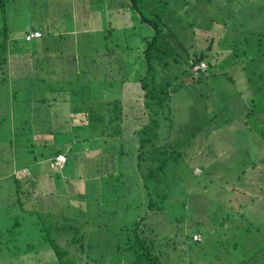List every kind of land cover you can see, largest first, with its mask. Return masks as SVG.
Segmentation results:
<instances>
[{
	"label": "trees",
	"instance_id": "trees-1",
	"mask_svg": "<svg viewBox=\"0 0 264 264\" xmlns=\"http://www.w3.org/2000/svg\"><path fill=\"white\" fill-rule=\"evenodd\" d=\"M34 1L28 0V4L33 6ZM15 2L19 4L20 0H0V127L4 124L9 126L5 139L12 149L15 147V143L20 146L18 149H23V154L33 162H36L33 159L37 156L55 155L53 162H48V167L52 169L55 157L62 154L59 152L64 151L66 147L54 149L53 145L49 144V147L44 151L38 148L39 154L27 147L33 145L45 147L48 144L47 133H50L51 138L55 141L58 138H66V136L72 140L75 135L77 142H90L91 149L84 153H74L73 148L70 153L66 154L67 157L65 156V165L67 162L71 163V159H73L72 163H80L87 167L86 170L96 171V179L95 181L90 180L89 187L78 175V181H76V186H73L71 194L82 196V199L70 201L67 194L69 204L65 209L56 207L54 210H46L49 215H54L61 220L53 227V238L49 235L46 237L49 241L45 239L44 242L47 247L44 251L48 249L54 251V257L49 259V263L75 264L76 260L69 255L70 250L60 247L58 238L64 235L66 239L68 236L65 231H69L72 235L69 239H73L74 243L78 242L75 240L84 239L87 233L84 224L94 221L95 218L91 215V210L95 208V212L98 213L102 208V200L108 206V209L105 210L120 209L122 204L126 205L123 208L127 210L133 208L130 206L132 202L129 203L123 197V192L131 194V191H140L142 188L145 189L147 196L145 213L138 220H133L131 227H127L126 223L117 224L118 230L124 234L123 244L125 245L122 250L123 254L127 252L131 255V264H138L142 257L146 260V264L159 262L153 251H159V248L162 250V244L159 241L162 239L161 232L156 230L157 227L150 219L164 211L163 202L168 203L171 199L173 200L174 196L183 193L184 188L188 187V180H190L187 179L188 177L193 176L195 182L198 177V174H192L195 168L201 169L202 174H210L223 166V160L216 157L214 153L219 146L214 143L211 145V140L213 139L214 142L217 135L212 133L213 127H221L219 129L225 133L230 131L234 133L233 137L226 139L228 145L225 148L231 150L229 154L233 155L236 146L240 148L235 157L226 162L234 164L232 160H237L235 164H238L239 168L231 165L221 172L233 169L231 180L222 181V183L230 182L233 189L226 192L232 194L235 189L238 193L235 200L239 199L241 202L237 203L238 209L234 216L235 214L232 215L226 210V205L228 202L230 207H234L235 202H232V197L228 198L229 195L225 194L228 200L223 204H218L222 208L219 207L216 212H210L208 206L211 201H208L206 214L208 218L212 217L216 221L213 229L218 227L225 229L221 233L229 231L227 237L233 235L229 230L233 229L234 237L244 233L243 237L247 238L248 231H250L249 223L254 224L255 221L244 217L240 212L241 207L254 203L262 196L260 209L264 210V105L260 107L258 105V96L262 95L261 100L264 99V74H260V70L254 69L250 64L244 66V57L249 54L247 61L252 60L253 55H257L256 59L264 55V30H249L245 26L247 19L252 18L253 15L234 6L232 13L235 14L238 9L241 13L240 20L232 19L226 9L224 18L214 20L210 17L206 22L201 21L200 16L202 15L196 11L197 7H189L191 6L189 0H119L120 5H117L115 10L121 7L129 9L131 11V26H126L124 28L126 33L123 32L121 41L112 42V45L109 39L112 38L113 32L121 27L120 23L114 27L109 24V33L103 32L99 36L100 42L102 43L101 38H103L102 44L107 48L105 50L106 57L109 58L108 53L116 52L119 72L123 77L119 81L120 93L113 94L116 92L111 86L106 87V80L101 79V84L97 81L93 82L96 78L95 65L84 66V58L90 59L93 64L96 61L94 53L100 55L98 54L100 47L104 49L103 46L92 41L93 38L97 39L98 37L93 36L92 32H84L76 34L68 40L72 42L73 39L80 37L83 43L82 49H86L84 52L81 51L80 45L74 49L67 44L63 45L64 43L59 47L45 45L43 49L51 54L50 56L45 52H38L34 49L36 47L34 39L25 40V34L20 38L10 36L7 17L9 8ZM42 3H46V0H42ZM226 4H228L227 1L218 3L219 6L227 7ZM254 6L259 7L261 4ZM229 20H233L231 25L227 23ZM32 21L35 22L34 19ZM195 21L198 22L195 23ZM175 22L178 23L177 26L173 25ZM39 24H41L40 20L37 26ZM29 26L30 30L35 29L31 23ZM143 27L147 29V32H144ZM81 30L84 29L77 27L75 31L83 32ZM45 32L42 34L41 30L38 38H44L50 33L49 29H46ZM217 32L219 34L216 36ZM21 41L32 45H27L29 48L28 60H22L26 50L18 48ZM107 44L111 45V48ZM134 48H138L137 52L142 56L145 69L140 70L136 66L135 60L133 64L135 70H138V74L133 81L129 69L125 70L123 66L132 65L128 53L132 54V51L136 53ZM121 56L123 59H118ZM18 58H21L20 63ZM200 63H204L205 67L199 68L195 73L193 65ZM99 64L102 65L101 60H99ZM50 66L51 70L47 71V67ZM81 73H84L88 81H82ZM103 77L107 79V76ZM131 81L134 85V92H127L130 87L126 88V86ZM65 83L67 85H63ZM108 84H112V82ZM235 87L236 89H234ZM243 92L250 95L243 97ZM190 94L199 97V101L196 103L194 99V103L200 104L204 112H207L209 105L218 107L220 102L224 103L221 110L213 113L204 124L205 134H208L211 140L198 136V127L195 126L196 129L189 132L188 128L180 122V114L183 115L182 112L185 113L188 110L184 109L179 101L187 98ZM176 100L177 102H175ZM238 102L241 103L240 113L232 114L234 103ZM68 105L71 110L68 109ZM237 107L240 108L239 105ZM218 119L221 121L219 122ZM48 122L49 125L65 126V130L52 131L48 128ZM232 128L237 132L230 130ZM96 131H98L97 138L103 140L104 143L99 150L92 149L93 141L88 136ZM82 136L83 138H80ZM18 138H22L21 143L24 145L18 142ZM202 139L206 140L205 145L200 144ZM133 147H136L135 154L130 152ZM210 152H213L215 157L209 163L208 168L200 163L188 172L187 167L183 169L184 165L179 164V159L181 160L183 157L197 161L198 158L210 156ZM123 157L127 158L122 160ZM128 158L129 161L126 160ZM130 161L134 163L131 171L127 166ZM16 164L21 167L25 165L28 172H34L32 170L34 163L28 165L21 157ZM47 169L43 167L38 174L46 171L52 174L51 170ZM54 169L59 170L55 166ZM9 174L18 183H16V189L20 197L18 196L16 202L20 204L21 211L28 208L24 207L29 202L28 200L36 202V209L43 211L46 208V194L45 191L37 192V194L31 192V189L34 191L36 189L34 179H28V174H25L23 175L26 177L24 180L21 178L16 180V174L12 172ZM182 178L186 179L183 181ZM172 179L183 182L180 186L174 185ZM14 181L12 182L14 183ZM248 182L250 183L248 184ZM20 184L26 189L21 190ZM248 187L250 192L246 191ZM0 189H3L1 185ZM196 189L195 186L190 190V194L186 196L188 197L187 201H191L192 194H199ZM7 191L12 192L13 195L15 187H11ZM2 194L4 195V192ZM51 194L56 196L53 192ZM104 195H106V199ZM244 199L245 202H243ZM90 200L94 203L90 204ZM187 201H183L181 206ZM57 203L53 201L54 205ZM112 204L115 205L112 206ZM109 205L113 210L109 208ZM134 205L138 210L139 204ZM78 210H81L79 215ZM166 212L168 213V210ZM9 213L10 209L4 211L5 215H9ZM172 216L173 220L168 223L170 236L173 239L179 238L177 243L186 246L185 243H188V239L192 240V234L185 233L186 229L184 230V226L180 224L183 223L181 215L176 217L172 213ZM69 221L77 223L71 226L68 224ZM80 221L83 222L81 226H79ZM198 221L199 224L203 223L200 219ZM225 221L230 222L229 226L217 225L218 222L222 224ZM18 224L15 223L13 227L0 232V236L6 234L11 236L10 243L5 246H15L12 249L7 247L8 258L4 259V262L1 260L0 264H14L15 257L22 253L35 254L36 250L31 248L33 245L27 244L31 240L29 232L24 233L21 230V234L25 236L23 247H16L19 245V243H15L16 240L21 238L18 233L12 232ZM199 224L196 225L199 226ZM44 229L45 226L43 229L41 227L39 231ZM256 230L257 233H261L259 228ZM75 233H79V235L74 236ZM194 233L201 235L199 231ZM167 240L170 241V238ZM143 243L151 246V249L147 247L149 250L144 251L141 246ZM87 244L88 248L92 246L89 237ZM174 245L175 243H173ZM5 246L0 247V251L4 250ZM262 249L264 250V248ZM19 250H22L21 253L16 252ZM260 254L264 257V253ZM253 257L251 256L250 260ZM32 262L34 261L32 260ZM20 264L33 263L25 259Z\"/></svg>",
	"mask_w": 264,
	"mask_h": 264
},
{
	"label": "rangeland",
	"instance_id": "rangeland-1",
	"mask_svg": "<svg viewBox=\"0 0 264 264\" xmlns=\"http://www.w3.org/2000/svg\"><path fill=\"white\" fill-rule=\"evenodd\" d=\"M42 0H35L33 6L28 4V0H20L19 4H15L9 8V16L7 17V25L10 30V36L11 37H24V34L27 33V31L30 30V23L37 27L42 34L45 32L46 29H49L50 33L49 35L44 36V38H36L35 40V46L34 49H36L38 52H45L50 56L51 54L44 51L43 47L45 45L51 46L52 45H68L72 46L74 49L77 45H80L81 51H85L82 49L83 43L80 39V37L73 39L72 42L68 41L72 38V36H76V34L84 33L85 30L92 32L91 34L95 37H98L97 39L93 38V42H97L98 45L103 46L104 49L100 47V50L98 51V54L95 52L94 57L96 61L92 64L90 62V59L84 58V62L86 67L94 66V73H95V81L93 82H100L101 79L106 80V87L113 89V94H119V81L123 79L121 77L122 75L119 72V69L116 65L118 64L116 60V52H111L109 54V58L105 56L107 53L105 50L107 49L102 43L103 38H101L102 43L100 42L99 36L103 33H109V24L111 26H115L116 24L120 23L121 27H119L118 30L113 32L112 38L109 39L110 44L120 42L122 39V34L126 33L124 28L126 26L130 25L132 23V20L130 21V15L131 11L129 9H125L123 7L117 8V5L119 6L120 3L119 0H46V3H42ZM189 0V7H197L196 11L201 13L202 16H200L201 21L208 22V19L211 17L212 19H220L224 18V12L227 9L228 13L232 19H238L240 20V12L236 11L235 14L232 13V10L234 6L238 8H242L250 13V15H253L254 18L247 19L245 26L251 30V29H259L264 30V22L260 21L259 18L264 15V13L260 12L258 7H255L254 5L263 4L264 0H206L203 2H199L198 0ZM218 1V2H217ZM221 1L225 2L227 1L228 4L227 7L224 5L219 6L218 3ZM195 2V3H194ZM198 6H197V5ZM64 5V6H63ZM180 5V4H179ZM261 7H264L262 5ZM77 9V10H76ZM115 10V11H114ZM202 10V11H200ZM112 11V12H111ZM190 12V11H188ZM194 12V13H197ZM37 13V14H36ZM193 13V14H194ZM32 19L35 20V22L32 21ZM38 19V20H37ZM41 21V24L38 25V21ZM130 21V23H129ZM233 20H229L227 23L229 25L232 24ZM198 21H195L197 23ZM78 24V26H77ZM174 26H177L178 23H174ZM50 26V27H48ZM118 26V25H116ZM48 27V28H47ZM77 27H80L83 32H77L75 31ZM90 28V29H88ZM99 28V29H97ZM108 28V29H104ZM188 28V27H187ZM29 29V30H28ZM45 29V30H44ZM97 29V30H96ZM144 32H147V29L143 27ZM13 33V34H12ZM46 34V32H45ZM55 34V35H53ZM219 33H216V36ZM139 38V35H138ZM19 44L18 48L24 51V55L22 57V60H28V50L27 48L28 44L23 43ZM108 45V44H107ZM111 45H108L111 48ZM140 45V43H138ZM32 46V45H29ZM141 48V47H140ZM136 53L132 51V54L130 52L128 53L129 60L131 61L132 65H128L127 67L123 66V69L127 70L129 69V73L131 74L133 81L134 78L137 77V72L134 68L133 62L136 60V66L140 70H144L145 66L142 63V56L140 53L138 54L137 49L134 48ZM138 54V57H137ZM105 56V57H104ZM131 56V58H130ZM250 56V54L246 57H244V66L247 64H250L251 67L254 69L260 70V74H264V59L262 57H258L256 59L257 55H253V59L247 61V58ZM111 58V59H110ZM118 59L122 60L123 57H118ZM141 59V60H140ZM21 58H18V62L20 63ZM99 60H101V64H99ZM249 62V63H248ZM52 66V63H51ZM47 67L51 70L52 67ZM124 73V71H122ZM98 74V75H97ZM244 75V74H243ZM103 76H107V79H104ZM81 79L82 81H88L84 75V73H81ZM121 77V78H120ZM63 82V81H62ZM109 82H112V84H108ZM67 85V83L63 84ZM133 82H129V84L126 86L130 87L127 92H134L133 90ZM236 89V87L234 88ZM243 97H247L250 94H246L243 92ZM258 95V93H257ZM259 107L264 105V99L261 100L262 95L258 96ZM199 101V97L197 95L190 94L187 98H184L183 100H180L179 103L182 104V107L188 111H185V113L182 112L183 115L178 114L180 117V122L184 124L189 130V132H193V130L198 127L199 132L198 136L210 138L208 134H205L206 127L204 124L209 120V117L213 115L215 112H219L221 108L223 107V102H220V105L218 107L216 106H208L207 112H204L202 106L200 104H195ZM261 100V102H260ZM177 102V100L175 101ZM237 105L240 106V108L237 107ZM68 109H70L68 105ZM71 110V109H70ZM241 110V103H234L233 110L231 111L232 114L240 113ZM67 113V111H66ZM10 121V120H9ZM220 122L221 119H218ZM52 126V125H51ZM50 126V127H51ZM196 126V127H195ZM65 128V126H63ZM67 128V127H66ZM221 128V127H219ZM219 128L213 127L212 133L217 134L213 139L211 140V145L213 143L215 145H218L219 148L215 149L214 153L216 154V157L221 158L223 160V166L218 169L216 172H212L210 174H202L201 169L195 168L193 171V175L198 174L196 177V180L194 182L193 176L188 177V187L184 188L183 193L180 195H176L173 197V200L169 201L168 203L163 202L164 211L160 212L158 215L151 217L150 220H153V223L155 225L156 230L161 232L160 237H162L160 241V244H162V250L159 248V251H153V254L156 255L157 260L159 262H156V264H264V257L261 256L260 253H264V210L260 209L261 206V200L262 196H260L254 203L244 205L241 207L240 212L243 213L244 217H249L251 220H254L255 223H249V235H247V238L243 237L242 234H239L238 236L234 237V230L229 229L231 231V234H233L231 237H227L230 233L229 231H224L221 233V231L225 230L223 228H214L215 227V219L212 217H207L206 209L208 201H211L208 208L210 212H216L219 209L218 204H223L228 200L229 197H232V202L234 203V207H230L229 203L227 202V208L226 210L229 211L230 214L236 216V209H238L237 203L241 202V200H235L237 198V191L234 189L232 194L226 191H231L233 189V185L228 183H222V181H230L231 177L233 176L232 168L229 169V171L221 172L222 170L228 168L231 165H234V167H238L237 160L234 161V164H227L226 162L231 161L232 157H235L237 152H239L240 148L239 146H236L234 149L233 155L229 154L231 150H228L225 148V146L228 145V141L226 140L227 137L231 138L234 136V133L232 131L225 133V131L220 130ZM11 129V128H10ZM9 126L3 125L0 127V185L1 188H5L6 184L8 182H12L14 178L10 177V172L17 174V176H22L27 174L28 169H25V167L19 169L17 167L13 168L14 165L17 163V159L14 158L13 153L16 151L17 154H21V158L26 161L28 165L33 164V161H30V158L27 157V155L23 154L22 149H18L20 146H18L15 143V147L13 149L11 148V145L9 142L6 141V133H8ZM230 130H233L230 129ZM234 132H237V130H233ZM97 132L90 133L88 136L92 139V149H101L103 147V140H99L97 138ZM213 137V134H212ZM80 138H83L80 137ZM90 138H88L90 140ZM222 140H221V139ZM50 133L46 134V140L51 141ZM60 138H58L59 140ZM56 140V141H58ZM220 140V141H219ZM18 142L22 145L24 143L22 142V138H18ZM59 142V141H58ZM207 142L206 140L202 139L200 141V144L205 145ZM198 144V145H200ZM86 149H91L90 142L85 143ZM254 146V145H253ZM49 147V143L45 147H38L36 145H33L32 147H27V149H31L34 151V153L38 152L37 149L40 148L41 150H46ZM35 148V149H34ZM25 149V148H24ZM226 149V150H225ZM130 152L132 154H135L136 147H133L130 149ZM213 152H210V156L206 158H198L196 159H187L182 158L179 159V164H183V169L187 167V171L190 172L191 169L198 164L205 165L207 168L209 166V163H211L212 159H214L215 155ZM212 154V155H211ZM31 156V154H30ZM127 157H123L125 159ZM68 163L63 167L55 172L52 171L49 166V163L38 166H33L32 170H38L41 171L43 167H45L47 170H51V173L53 176L56 177L55 182L52 184L46 185L45 180L48 179V172L41 176H34L32 173H28V179L32 180L34 179V183L36 186L35 191L31 189V192L36 193L41 191H46L47 187L48 190L55 188L57 194H54L56 196H53L52 194L45 193V200H46V208L42 211L39 209H36V202H29L24 205L28 208L25 211H21L20 204H17L18 200V190L15 187V191L13 192L15 196H13L11 193L7 190H1L0 193L4 192V195H0V232L5 230L6 228H11L15 225V223H19L17 226H15V230H13L12 233H18L20 235L21 239H17L15 243H19V245H16V247H23V239L24 235L21 234V230L25 232L30 233V239L27 244H32L33 246L31 248H34L35 254H26L22 253L20 255H17L15 257L16 262L14 264H20L22 261L28 260V262H31L33 264H51L49 263V259L54 257V251H50L49 249L47 251H44L47 247H45V239L48 240L46 237L53 238L52 231L53 227L60 223V219L56 218L54 215L51 216L47 213L46 210H54V208H62L65 209L68 201L67 197H69L70 201L72 199L78 200L82 199V196H77L71 194L73 192L72 188L75 185L76 181H78V175L83 179L82 181L88 184V187L91 183L90 180L96 179V171L93 170H86L87 167L80 163ZM129 161L130 159H126ZM109 161V159H108ZM181 162V163H180ZM38 164V163H37ZM133 164L128 162L127 166H129L128 169H133ZM30 169V168H29ZM63 170V171H62ZM237 170V169H236ZM30 171V170H29ZM64 172H68V179H62L61 176L64 175ZM183 172H185L183 170ZM234 172V171H233ZM65 176V175H64ZM210 176H213L212 179ZM16 177V176H15ZM184 177L185 174H184ZM249 178V175H247ZM26 177H21V180H24ZM99 178V177H98ZM186 178H182L184 181ZM216 179V180H214ZM85 180V181H84ZM174 181V185H181L182 182L179 180ZM93 181V182H94ZM222 183V184H221ZM250 182H248L249 184ZM14 184V183H12ZM18 184V183H17ZM29 184V183H28ZM197 187V192L199 194H192L191 201L188 200V194H190V190L193 187ZM249 186V185H248ZM21 190H25L26 187H22V184H20ZM246 191L250 192V188L248 187ZM252 192V191H251ZM131 194H128L126 192H123V197L128 200L129 203L132 202L130 206L133 208H128L127 210L122 211V217H121V210L117 208H113V210L110 205L109 208H111L113 211L105 210L108 209V206L105 205L104 201L102 200L101 206L99 212H95V208H93L92 216H94V221L92 223H86L84 224L86 228V236L82 240H75L78 241L74 243L73 239H69L71 237V232L65 231L66 235L68 236L65 239V236L62 235L58 238V242L61 244L60 247H66L70 250V257L75 259V264H131L132 257L127 252L123 254V248L125 244L124 242V234H121L122 232L118 230L117 224H120L121 222H125L127 227H131L133 224V220L136 221L140 216H142L147 208V196L145 193V189L142 188V190L137 191L133 190L130 192ZM202 193V194H201ZM68 194V195H67ZM229 195L228 198L226 195ZM12 195V196H11ZM67 195V197H66ZM106 195H104L105 197ZM20 197V196H19ZM8 199V201H7ZM15 199V200H14ZM106 199V197H105ZM186 199V200H185ZM14 200V201H13ZM53 201L58 202L56 205L53 204ZM135 201V202H133ZM183 201L185 202L182 206L181 203ZM225 201V202H224ZM23 202V200H22ZM160 202V201H159ZM245 202V199L243 200ZM90 204L94 203L90 200ZM104 203V204H103ZM139 204L138 210L137 207L134 204ZM231 203V201H230ZM17 204V205H16ZM103 204V205H102ZM236 204V205H235ZM16 205V206H15ZM115 205V204H114ZM112 204V206H114ZM126 205L122 204L120 207H125ZM180 207H183L182 209ZM222 208V207H220ZM6 209H10L9 215H5L4 211ZM69 210V209H67ZM168 210V213L166 212ZM81 210H78V215ZM138 212V213H137ZM173 215L176 217L180 215L182 216L183 223H180L184 226V230L186 229L185 233H189L191 235L192 240H199V241H192L191 239H188V243H185L186 246L180 245L177 243V240L179 238L175 237V239L171 238V233H169V222L173 220ZM48 214V215H47ZM62 217V216H61ZM230 221L232 220L230 215L228 216ZM11 218V219H9ZM201 220L199 224L198 220ZM68 223V222H67ZM77 222L73 223L69 221L68 224H71L73 226ZM195 223V224H194ZM230 222H223L220 224L219 222L217 225H221L222 227L229 226ZM83 224L82 221L79 222V226ZM196 224H199L196 225ZM245 224V223H244ZM45 226V229L42 231H39V229ZM52 228V230H51ZM257 228L261 230V236L259 233H257ZM213 229V230H212ZM199 231L201 235H199L198 239H194V235H196L194 232ZM194 233V235H193ZM74 236H78L79 233L73 234ZM148 236V235H147ZM11 236L9 234L0 236V247L5 246L6 244L10 243L9 238ZM90 239L92 246L88 248L87 239ZM151 238L150 236H148ZM198 237V235H197ZM170 238V241L166 239ZM68 239V240H67ZM152 239V238H151ZM49 241V240H48ZM57 241V240H56ZM57 242V243H58ZM173 243L175 245L173 246ZM83 244V246H82ZM159 244V245H160ZM262 244V245H261ZM44 246V247H43ZM143 250H149L151 246L148 244H142ZM6 248L2 251H0V261L2 260L4 262V259L8 258V252L7 247L14 248L15 246L7 245ZM65 248V249H66ZM22 250L16 251L17 253H21ZM161 251V252H160ZM251 256H254L251 259ZM261 256V257H260ZM155 258V259H156ZM256 261H255V260ZM32 260L34 262H32ZM138 264H146V260L142 257L139 259Z\"/></svg>",
	"mask_w": 264,
	"mask_h": 264
},
{
	"label": "crops",
	"instance_id": "crops-1",
	"mask_svg": "<svg viewBox=\"0 0 264 264\" xmlns=\"http://www.w3.org/2000/svg\"><path fill=\"white\" fill-rule=\"evenodd\" d=\"M262 5H264V3L262 4ZM261 5V6H262ZM261 6H259L258 8H259V10H260V12L262 13H264V7H261ZM252 18H254L255 20H256V18L255 17H252ZM259 20L260 21H262V22H264V15H262L260 18H259ZM30 28V27H29ZM35 29H31V30H36V29H38L37 27H34ZM40 29V28H39ZM38 29V30H39ZM30 31V30H29ZM85 32H89V31H87V30H85ZM111 59V58H110ZM263 59H264V56H263ZM125 63V62H124ZM118 68H119V65L117 64L116 65ZM13 118V117H12ZM48 125H49V122H48ZM52 125V126H51ZM51 125H49L48 126V128H50V130H52V131H55V130H59V129H61V131L62 130H65V128L62 126V125H53V124H51ZM51 126V127H50ZM57 127V128H56ZM67 129V128H66ZM59 141V142H58ZM58 141H55L54 139H51V141L49 142L48 141V143L50 144V146L51 145H53V148L54 149H57V148H63V147H66L65 148V150L64 151H60L59 153H62V154H64L66 157H67V153L69 152H71V150L74 148V153H84V152H86V150H88V149H86L85 148V143H88V141H81V142H77V138L75 137V135L73 136V139L72 140H70V138L69 137H67L66 136V138H61V139H59ZM35 149V148H34ZM22 151H23V149H22ZM37 151L38 152H36V154H39V152H40V150L39 149H37ZM14 158H16L17 160L21 157V154H17L16 153V151H15V153H14ZM55 155H53V156H45V157H42V156H37V157H34L35 159H33V160H35L36 162H34V166L36 165V166H38V165H43V164H46L47 162H49V163H52L53 162V157H54ZM38 163V164H37ZM54 164V163H53ZM25 166V165H24ZM23 166V167H24ZM15 167H17L18 169H19V167L20 168H23V167H21V166H18V164H16V165H14V167L13 168H15ZM25 169H27V168H25ZM60 169V168H59ZM65 168H63V170H64ZM52 171H58V170H55L54 169V166H52V169H51ZM62 170V171H63ZM61 171V170H60ZM12 172V171H11ZM48 171H46V172H41V174H38L39 172H37V170H34V176H41V175H44L45 173H47ZM29 172H27V174H28ZM65 175V176H64ZM64 175L63 176H61L62 177V179H68L69 178V176H68V172H64ZM23 176V175H22ZM22 176H17V174H16V180L18 179V178H21ZM48 179H46L45 180V184L46 185H48V187H49V185L50 184H52L53 182H55V179H56V177L55 176H53L52 174H50L49 172H48ZM14 181V180H13ZM0 182H1V180H0ZM13 183V182H12ZM17 182L16 181H14V184H11V182H8L7 184H6V187L5 188H3V190L5 191V190H8V189H10L11 187L12 188H14V187H16V184ZM48 187H47V189H46V191H45V193H49V194H51L52 192L54 193V194H57V192H56V190H55V188H53L52 187V189H50V190H48ZM0 195H2V193H0ZM119 210H121V217H122V211L123 212H125L124 211V208L123 207H121ZM125 222H121L120 224L121 225H123Z\"/></svg>",
	"mask_w": 264,
	"mask_h": 264
},
{
	"label": "built area",
	"instance_id": "built-area-1",
	"mask_svg": "<svg viewBox=\"0 0 264 264\" xmlns=\"http://www.w3.org/2000/svg\"><path fill=\"white\" fill-rule=\"evenodd\" d=\"M40 33L38 31H35V32H32V33H29L26 35V39L29 40L33 37H37L39 36ZM205 67V64L204 63H200L199 65L196 64V65H193V71L196 73L199 68H204ZM66 162V157L64 154H58L56 157H55V160H54V166L57 167V168H62L64 166ZM198 234L194 235V239H198L199 238V235L197 237Z\"/></svg>",
	"mask_w": 264,
	"mask_h": 264
},
{
	"label": "clouds",
	"instance_id": "clouds-1",
	"mask_svg": "<svg viewBox=\"0 0 264 264\" xmlns=\"http://www.w3.org/2000/svg\"><path fill=\"white\" fill-rule=\"evenodd\" d=\"M35 31H38V32L40 33V31H39L38 29L27 31V33L25 34V40H27V39H26V35H27V34L32 33V32H35ZM39 36H40V35H39ZM39 36H37V37H33V38L29 39V40H33V39H35V38H38ZM29 40H27V41H29ZM64 166H65V164H64ZM64 166H63V167H64ZM63 167H62V168H63Z\"/></svg>",
	"mask_w": 264,
	"mask_h": 264
}]
</instances>
